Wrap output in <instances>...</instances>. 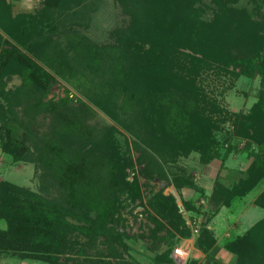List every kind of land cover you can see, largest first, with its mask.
Masks as SVG:
<instances>
[{
  "label": "trees",
  "instance_id": "1",
  "mask_svg": "<svg viewBox=\"0 0 264 264\" xmlns=\"http://www.w3.org/2000/svg\"><path fill=\"white\" fill-rule=\"evenodd\" d=\"M86 1L40 0V13L12 18L9 4L0 0L7 13L5 19L0 15V31L5 35H10L8 28H15L14 22L20 24L21 31L34 21L40 25L45 20L41 13L65 14L60 21L62 31L57 30L65 35V44L61 38L56 40L54 55L40 60L61 78L69 79L86 98V102L75 104L66 98L44 102L54 77L16 47H0V98L11 106L10 114L18 104L28 112L24 119H12L0 105V150L13 162L34 163L39 171L36 191L0 180V219L6 224L0 230V256L62 264L59 255L73 251L65 244L67 238L81 234L92 241L91 246L95 241L105 246L104 250H95L96 260H88L92 264H132L119 261L126 244L118 227L124 222V202L134 203L140 198L139 184L135 178L126 179V169L133 164L125 153L129 149L121 150L118 131L110 125L98 127L88 103L137 137L133 146L140 152L142 172L147 178L153 174L162 179V165L141 145L151 148L163 162L177 147L202 146L206 150L204 161L213 158L215 152L199 133L209 125V119L202 115L207 102L203 92L192 86L187 93L166 88L147 94L144 87L161 66L173 61L178 65L184 60L193 72L199 68L197 64H206L250 77L259 74L264 87V20L253 17L260 11L227 5L237 0H117L130 21L124 29L112 33L111 42L100 46L73 29L86 17ZM209 10L212 14L208 18ZM212 33L213 41L212 37L206 41ZM2 40L4 43L0 35V45ZM15 71L22 77V84L6 92L4 77ZM38 113L48 115L47 127L40 134L32 129ZM263 115L262 91L248 116L254 122L258 120L259 130L264 125L260 123ZM153 130L160 136L153 137ZM258 167L254 162L248 173L260 176L261 172H255ZM173 183L178 189L182 186L178 178ZM187 185L199 193L197 202L206 199L213 205L211 215L221 207H231L255 188L251 180L230 188L216 183L208 196L192 182ZM148 202L152 227L140 237L150 242L152 251L165 247L153 264H174L170 257L173 248L180 239L191 237L190 229L171 195L158 191ZM253 203L264 209V192ZM194 204L182 201L185 210L199 213ZM206 226L199 230L196 245L207 255L216 241ZM224 248L236 255V264H264V216L242 235L227 240ZM112 259L116 261L112 263Z\"/></svg>",
  "mask_w": 264,
  "mask_h": 264
},
{
  "label": "rangeland",
  "instance_id": "2",
  "mask_svg": "<svg viewBox=\"0 0 264 264\" xmlns=\"http://www.w3.org/2000/svg\"><path fill=\"white\" fill-rule=\"evenodd\" d=\"M4 1L9 4V12L12 18L24 16L27 13L35 15L42 10L40 0L38 3L31 5L33 10L30 12L18 11L20 9H16V5L12 4L14 0ZM84 4L85 13H87L86 17L83 18L81 26L73 29L96 45L101 46L111 42L112 33L116 30L124 29L130 21V15L125 12V9L117 0H87ZM1 5L0 7H3ZM227 5L232 8L244 7L249 12L260 11V14L253 17L259 21L264 20V0H258L257 2L237 0L235 3ZM0 12L1 18L5 19L7 13L4 7ZM211 14L212 12L209 10L207 17H211ZM41 15L45 17V20L40 25L34 21L20 31L18 29L20 24H15L16 22H14L15 28H8L10 35H5L0 31V35L5 40L4 43L2 40L0 47H16L27 58L40 65L54 77L49 92L43 98L44 102L48 100L57 102L59 99L64 98L74 104L79 100L86 102L84 95L70 83L69 79L61 78L56 71L40 60V57L48 60L51 54L54 55L53 42L56 40L61 38L60 42L65 44V35L61 36L60 34L62 31L60 21L65 14L41 13ZM57 30H60V32H57ZM214 36V33L210 34L206 41H210L211 37L213 41ZM222 43L225 42L222 41ZM230 45L235 48V43ZM235 51L239 53V51ZM174 63L175 61L161 66L158 74L156 76L152 75L154 77L152 82L144 88L147 89L149 96L153 94L155 89L163 91L166 88L171 90L174 88L187 93L186 89L192 86V89L197 88L203 92L204 100L207 102H204L206 107L202 115L203 118L209 119V125H205L206 130L203 132L199 131V133L209 140L208 148L212 147L211 152H215V156L208 161L203 160V157H206V150L197 144L191 145L190 149L183 147L173 148L170 159L166 162H163L161 157L153 152L151 148L141 145L164 169L165 178H157L153 174L147 178L142 172L144 165L138 162L140 152L135 150L133 146L137 137L112 121L103 111L87 102L95 113L93 121L96 123H93L98 124V127L105 125L114 126L118 131L116 138L121 150L127 151L129 149V152L125 153L127 156H131L133 164L132 168L126 169V179L132 181L135 178L140 188V198L134 203L124 202V207L121 210L124 222L119 225L118 230L125 235L126 248L121 251L122 259L119 260L120 262L153 264V259L165 248L163 246L156 251H152L151 249L153 248H151L150 242L140 237V235L146 236L148 228L152 227L148 215L153 213L148 201L158 191L175 198L185 221L188 222L187 220L190 219L191 221L196 218L199 230H201L204 224L208 225L210 222V216H214L216 213L211 215L213 205L208 203L206 199L197 202L199 193L187 184L192 182L197 187H199L198 185H203L212 191L216 183L230 188L234 185L243 184L244 181L251 180L255 183V188L244 198L236 200L233 207L229 210L238 215L245 205L249 207L242 216V227L240 228L242 231L247 230L256 220L264 216V209L254 207L251 204L253 200L264 192V125L262 124L264 123V115L262 117L263 121H260L262 124L260 125V130L256 127L258 120L254 122L248 117L252 108L259 102V92H264V87L260 85L263 78L262 75L256 74L254 77H250L233 71L224 72L216 67H208L206 64L200 65L196 62L194 65L197 64L199 68L193 72L191 68L190 70L188 68V61L184 62L183 60L178 65ZM4 83L6 92L9 90L13 91L22 84V77L15 71L5 75ZM0 105L7 114H10L11 106L6 99L2 100L0 98ZM27 116L28 112L25 113L22 110L21 104L12 107V112L9 115L12 119H24ZM47 117L48 115L46 114L38 113L37 117L35 116V123H33L32 129H37L39 134L45 131L48 122ZM15 119L12 121L14 122ZM246 119L250 121H246ZM150 132L153 137L160 136L157 130ZM254 162L259 166V169L255 172H261L260 176L248 173ZM38 175L39 171L35 168L34 163L13 162L7 154L2 153L0 150V180L36 191L39 186ZM174 178H178L180 182L182 181V186L179 189L173 183ZM204 193L206 194L205 191ZM182 201L195 203V207L200 210L199 213L185 210ZM232 233H236L235 230H232ZM195 236L197 237L198 235ZM182 240L178 241L170 255L174 264H180L184 257L186 258V263L184 264H188L191 258L186 244H181ZM67 241L69 242L67 243L65 240V244L69 248L72 246L73 251L72 254L62 252L59 255L62 264H64L66 258H68L66 264H92L88 260H96L94 256L95 250H104L105 247L100 241H95L96 244L91 246L92 241L88 242V239L81 234H72L67 238ZM7 256L9 255L3 254V260L0 261V264L21 263L20 260L9 259ZM114 261L116 259L111 260L112 263ZM24 263L47 264L37 260H28Z\"/></svg>",
  "mask_w": 264,
  "mask_h": 264
},
{
  "label": "crops",
  "instance_id": "3",
  "mask_svg": "<svg viewBox=\"0 0 264 264\" xmlns=\"http://www.w3.org/2000/svg\"><path fill=\"white\" fill-rule=\"evenodd\" d=\"M38 1L39 0H14L13 3L12 2L11 3L16 5V9H20L18 10L20 12L21 11L30 12L33 10L31 5L38 3ZM198 186L203 191H205L207 195L211 193V190H208L203 185H198ZM253 202L254 200L251 203L252 206L258 207L255 206ZM233 205L231 207H233ZM231 207H221L218 210V212L210 218V222L208 223L206 228L213 234L216 242L207 255L204 254L196 245V240L198 236L197 237L191 236L188 239L182 240L181 244H186L188 248L187 249L188 254H190L191 256L188 264H236V260H237L236 255L227 251L224 248V243L231 238L242 235L246 231V230L242 231L240 228L242 227L241 225L242 216L245 214V212L249 207L248 206L246 207L245 205L244 208L241 209L240 214L238 215L234 214V212L229 210L231 209ZM258 220H256V222ZM5 228H6L5 221L0 219V230H4ZM232 230H235L236 233H232ZM2 256H0V261L3 260ZM7 257L9 259H18L16 257H11V256L10 257L7 256ZM26 261L28 260H20L21 262L20 264H25L24 262ZM181 261L182 262H180V264L186 263V258L185 257L182 258Z\"/></svg>",
  "mask_w": 264,
  "mask_h": 264
},
{
  "label": "built area",
  "instance_id": "4",
  "mask_svg": "<svg viewBox=\"0 0 264 264\" xmlns=\"http://www.w3.org/2000/svg\"><path fill=\"white\" fill-rule=\"evenodd\" d=\"M188 227L190 228L191 236H195L199 234V225L196 218H193L191 221L187 222Z\"/></svg>",
  "mask_w": 264,
  "mask_h": 264
}]
</instances>
